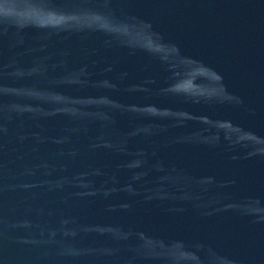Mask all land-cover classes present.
<instances>
[{
	"label": "water",
	"instance_id": "1",
	"mask_svg": "<svg viewBox=\"0 0 264 264\" xmlns=\"http://www.w3.org/2000/svg\"><path fill=\"white\" fill-rule=\"evenodd\" d=\"M0 264H264V0H0Z\"/></svg>",
	"mask_w": 264,
	"mask_h": 264
}]
</instances>
